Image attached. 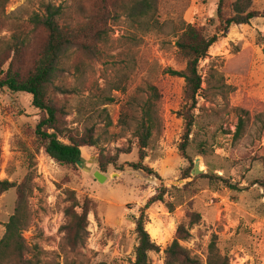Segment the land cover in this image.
Returning <instances> with one entry per match:
<instances>
[{"label": "rangeland", "instance_id": "obj_1", "mask_svg": "<svg viewBox=\"0 0 264 264\" xmlns=\"http://www.w3.org/2000/svg\"><path fill=\"white\" fill-rule=\"evenodd\" d=\"M4 1L0 0V16L25 25L43 2L59 5L62 0H8L2 9ZM184 3L162 0V20L173 15L174 6L181 9ZM216 3L187 0L182 18L209 37L217 26L212 15ZM252 8L261 11L264 0L254 2ZM127 29L121 19L110 28L101 59L87 62L72 55L53 82V99L64 111V125L78 132L93 126L98 140L97 148H83L82 161L75 167L56 163L36 141L41 113L33 107L31 96L0 89V180L19 183L28 176L33 186L28 198L29 227L23 238L43 251L41 264H133L135 219L163 186L165 202L145 211L144 228L158 247L148 253V264H165L164 251L189 211L199 214L200 220L190 230V239L180 245L200 264H206L213 236L229 264H264V188L260 184L264 183V18L231 26L200 61L202 86L191 112L193 126L186 151L190 161L178 150L184 133V82L167 72L184 67L176 59L174 39L153 32L127 46L123 41ZM10 36L7 28H0L1 43ZM43 39L42 33L31 38L21 58L22 74L31 67L35 48ZM79 62L86 64L81 77L74 70ZM123 62L129 64L124 71L125 92L115 91L111 85L120 76ZM147 85L159 92L160 126L149 142L144 164L158 178L130 167L138 162L136 140L130 133L134 125L129 131L120 125L128 101L136 104L130 113L139 117L138 105L146 99ZM240 110L249 113V121L242 137L233 142ZM107 118L110 126H106ZM196 159L202 174L192 176ZM98 161L107 165L106 173H101L106 180L101 183L93 176L99 172ZM72 196L89 209L85 238L75 248L66 243L63 231ZM15 202L14 189L0 194V239ZM165 203L173 204L171 212Z\"/></svg>", "mask_w": 264, "mask_h": 264}, {"label": "trees", "instance_id": "obj_2", "mask_svg": "<svg viewBox=\"0 0 264 264\" xmlns=\"http://www.w3.org/2000/svg\"><path fill=\"white\" fill-rule=\"evenodd\" d=\"M7 1L1 3L2 9ZM182 1L187 4V0ZM256 1L259 0H231L227 5L225 0H217L212 6V15L217 20V26L215 33L209 37L184 21L181 14L187 7L185 3L181 9L174 6L173 15L170 13L162 20L159 14L162 0H62L59 5L43 2L40 10L34 12L25 25L10 23L4 15L0 16V28H7L11 32L7 42H0V89L31 96L33 107L41 113L35 127L36 141L50 159L61 165L75 167L82 161L83 148H97L98 140L93 126L78 132L64 125V111L54 101L52 94L53 82L61 71L60 68L72 55L81 56L87 62L101 59L104 56L103 49L109 42L110 28L118 25L121 19L128 28V35L123 37L127 46L135 45L148 33L166 34L174 39L176 59L184 64L180 71L167 69V72L183 79L184 82V133L178 150L190 161L186 157V151L193 126L191 112L196 108V97L202 86L200 61L208 57L210 48L231 26L248 25L254 19L264 18V8L261 11L252 8ZM220 32L222 35H219ZM37 33H42L44 39L35 48L31 67L22 74L21 58L29 48L31 38ZM5 65L7 67L3 70ZM128 66L127 62L122 63L118 71L120 76L111 85L112 90L125 92L124 71ZM85 69V62H79L74 67L80 77ZM143 90L146 99L138 105L139 117L130 113L136 104L128 101L123 107L125 115L120 119V125L126 131L134 125L130 133L136 140L138 162L130 167L158 178L157 173L144 164V160L153 133L160 126L159 92L154 85H147ZM239 112L241 115L232 135L233 142L242 137L245 122L249 121L248 112ZM110 124L107 118L106 126ZM98 165L99 172L106 173L107 165H102L99 161ZM260 184L264 188V183ZM32 188V180L28 176L19 183L7 179L0 180V194L11 189H14L16 194L13 213L4 224V234L0 239V264H41L43 251L37 245H28L22 236L29 227L28 198L32 194ZM166 192V188L162 186L146 201L135 219L137 246L133 264H148V253L158 251V247L144 228L145 211L155 203H164ZM70 201L71 205L65 211L66 222L63 231L66 243L75 248L81 245L85 238L89 209L86 202L80 203L74 196L70 197ZM165 207L170 212L173 210L171 203H165ZM199 220V214L189 211L185 221L177 226L173 241L164 251L165 264H200L189 250L180 245V242L190 239V230ZM206 264H229L227 257L219 252L215 236L207 246Z\"/></svg>", "mask_w": 264, "mask_h": 264}, {"label": "water", "instance_id": "obj_3", "mask_svg": "<svg viewBox=\"0 0 264 264\" xmlns=\"http://www.w3.org/2000/svg\"><path fill=\"white\" fill-rule=\"evenodd\" d=\"M202 174V171L199 169V162H198V159H196L194 161V164H193V168H192V171H191V175L192 176H197V175H201ZM94 178L96 179V181L98 183H101L102 181H105L106 180V177L104 175H102L101 173L99 172H95L93 174ZM182 181H180L179 183H181Z\"/></svg>", "mask_w": 264, "mask_h": 264}, {"label": "bare ground", "instance_id": "obj_4", "mask_svg": "<svg viewBox=\"0 0 264 264\" xmlns=\"http://www.w3.org/2000/svg\"><path fill=\"white\" fill-rule=\"evenodd\" d=\"M199 169H200V166H199Z\"/></svg>", "mask_w": 264, "mask_h": 264}]
</instances>
